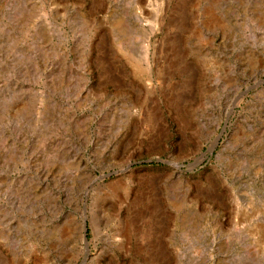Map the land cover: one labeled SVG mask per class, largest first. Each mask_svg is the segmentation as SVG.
<instances>
[{"label":"rangeland","instance_id":"1","mask_svg":"<svg viewBox=\"0 0 264 264\" xmlns=\"http://www.w3.org/2000/svg\"><path fill=\"white\" fill-rule=\"evenodd\" d=\"M262 79L264 0H0V264H264Z\"/></svg>","mask_w":264,"mask_h":264},{"label":"water","instance_id":"2","mask_svg":"<svg viewBox=\"0 0 264 264\" xmlns=\"http://www.w3.org/2000/svg\"><path fill=\"white\" fill-rule=\"evenodd\" d=\"M261 81H264V79H262ZM225 127L223 128V130L216 135V137L214 138V140L211 142L210 146L207 148V150L205 152L202 153V156H205V155H208L210 154L213 149L215 148V146L217 145L218 143V140L221 138L222 134H223V131H224ZM160 161L162 162H168L166 159H159Z\"/></svg>","mask_w":264,"mask_h":264},{"label":"bare ground","instance_id":"3","mask_svg":"<svg viewBox=\"0 0 264 264\" xmlns=\"http://www.w3.org/2000/svg\"><path fill=\"white\" fill-rule=\"evenodd\" d=\"M167 161H168V160H167ZM168 162H169V161H168ZM173 164H174L175 166H177V167H178L179 165H180V166L182 165V164H179V163H177V162H175V163H173Z\"/></svg>","mask_w":264,"mask_h":264}]
</instances>
